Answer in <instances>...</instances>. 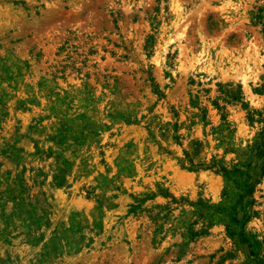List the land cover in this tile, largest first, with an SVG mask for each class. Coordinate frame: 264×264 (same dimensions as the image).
<instances>
[{
	"label": "rangeland",
	"instance_id": "obj_1",
	"mask_svg": "<svg viewBox=\"0 0 264 264\" xmlns=\"http://www.w3.org/2000/svg\"><path fill=\"white\" fill-rule=\"evenodd\" d=\"M0 264H264V0H0Z\"/></svg>",
	"mask_w": 264,
	"mask_h": 264
}]
</instances>
